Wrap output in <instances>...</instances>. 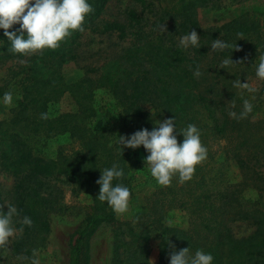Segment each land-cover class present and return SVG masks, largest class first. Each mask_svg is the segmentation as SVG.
<instances>
[{
  "label": "trees",
  "instance_id": "obj_1",
  "mask_svg": "<svg viewBox=\"0 0 264 264\" xmlns=\"http://www.w3.org/2000/svg\"><path fill=\"white\" fill-rule=\"evenodd\" d=\"M109 1L87 0L94 10L85 17V31H73L58 48L30 57L15 77L22 102L12 109L9 120L0 121V168L13 178L7 205L20 213L13 217V226L21 227L19 219L24 216L33 225L23 226V232L11 238L7 247H0V264L22 260L18 257L31 260L33 250L42 247L41 237L49 231L48 212L63 208L64 185L74 195L91 196L83 221L69 237L68 264H90V237L102 225L114 230L111 264H150L148 245L154 232L159 233L160 264H170L172 245L176 251L189 248L193 255L197 250L211 254L212 264H264V207L246 209L241 200L247 190L264 199V100L247 89L233 87L235 80L250 83L259 79L256 68L264 55V23L245 13L203 29L197 10L212 0H157V6L152 0H133L135 6L125 9L121 19L108 20L103 16ZM161 25L166 32L160 31ZM18 28L16 24L9 31ZM191 30L200 36L199 45L180 46V37ZM86 31L114 36L129 46L101 67L86 70L80 81L66 84L62 66L77 60V48ZM238 33H243V39ZM215 39L229 47L212 51ZM9 48L11 42L0 29V61L29 55L11 53ZM230 58L234 64L220 68ZM197 68L199 77L194 75ZM5 88L0 87V100ZM94 88L105 89L117 109L114 120L101 129L93 125L100 109L92 103ZM67 93L74 96L78 111L51 114L50 104ZM245 99L253 106L247 118L230 117L229 112L242 111ZM41 113H47L48 119H42ZM169 118L175 119L178 143L183 142L180 132L189 124L198 128L207 159L184 183L179 182L178 174L169 186L159 185L152 175L146 177L144 185L152 179L155 183L146 197L147 210L121 222L107 202L97 198L100 186L96 181L105 168L116 165L124 176L113 185L122 184L133 196L140 162L133 149L119 145V136H124L129 125L135 124L137 131H151L157 122ZM65 134L79 141L78 152L56 158L35 153L39 138ZM141 148L147 157L149 153ZM231 165L237 168V181L229 173ZM5 199L0 190V214L8 211ZM175 210L187 216L186 228L165 225ZM236 222L248 223L253 230L237 237L232 233Z\"/></svg>",
  "mask_w": 264,
  "mask_h": 264
},
{
  "label": "rangeland",
  "instance_id": "obj_2",
  "mask_svg": "<svg viewBox=\"0 0 264 264\" xmlns=\"http://www.w3.org/2000/svg\"><path fill=\"white\" fill-rule=\"evenodd\" d=\"M152 1L157 6V0ZM134 6L133 0H110L103 18L108 20L121 19L125 9ZM148 10L146 9V12ZM138 11H140V8ZM245 13L249 14L251 18L264 23V0H212L209 6L197 10V19L200 27L208 29L220 26ZM80 41L81 46L77 48V54L79 55L77 60L62 66L61 74L66 84L80 81L84 78L86 70L92 67H101L107 61L106 59L119 53L123 47L129 46L128 42H119L114 36H99L88 31L83 34ZM63 46L66 47L67 44L64 43ZM45 50L47 48L34 54H29L23 59L0 61V87H6V92L11 91L13 93L11 105L6 106L3 99L0 100V121L9 120L12 115V109L22 102L20 90H18V86L15 83L18 77L17 74L30 57ZM248 84L255 89L254 93H256V97L264 100V91L261 92L264 89V80L254 79ZM92 93V103L95 107L100 108L93 120V125L97 129H101L114 120L117 109L114 99L105 89L94 88ZM253 97L256 98L255 96ZM49 111L53 115L76 113L78 111V104L74 96L67 93L57 101H53L49 106ZM136 128L135 124L129 125L123 133L124 136L130 137L137 131ZM34 146L36 154L48 158H56L60 154H74L80 149L79 141L72 138L69 134L50 139L39 138ZM133 151L140 162V172L136 174V183L138 185L135 194L129 198L128 211L124 214L116 213L117 219L121 222L131 221L137 214L145 212L147 210L146 197L155 188L153 179L145 185L142 183V181L146 180V177L151 175V172L150 166L145 163L146 157L143 154L141 146L133 149ZM261 163L264 165V160ZM261 170L264 171V167ZM229 173L234 181L239 180L235 165L230 166ZM12 186L13 178L4 173L0 168V190L3 193V197H6V205L9 198L7 194L10 192ZM62 189H64L61 199L63 208L49 211L47 214L49 231L41 237L43 239L42 247L38 248V256L35 257L39 259L40 264H68L69 237L83 221L87 206L91 201V196L87 194L80 193L79 195H74L68 186L64 185ZM241 200L246 209L258 205L264 207V199H260L258 194L253 190L243 192ZM165 225L168 227L186 228L188 226V218L178 210L171 211L165 220ZM252 230L253 227L245 222H236L232 225V233L237 237H245ZM158 234V232H154L151 235L152 240L148 245L150 264H160L158 250L160 240ZM113 235L114 230L111 226L102 225L90 237V264H111L115 247ZM31 260H16L12 262L13 264H31Z\"/></svg>",
  "mask_w": 264,
  "mask_h": 264
},
{
  "label": "clouds",
  "instance_id": "obj_3",
  "mask_svg": "<svg viewBox=\"0 0 264 264\" xmlns=\"http://www.w3.org/2000/svg\"><path fill=\"white\" fill-rule=\"evenodd\" d=\"M94 9L87 0H0V29L4 30V36L11 42L9 52L18 54H34L43 49H56L60 42L69 37L73 31L84 32L82 26L87 14ZM19 24L15 31H9L14 25ZM161 32H166V26H160ZM243 39V33L237 34ZM200 36L195 30L180 37V46L188 48L199 45ZM229 44L221 39H215L211 50H224ZM238 50V49H237ZM234 64L232 59L222 61L220 68ZM194 75H201L199 69ZM256 76L264 80V55L259 57L256 68ZM233 87L247 89L254 92L248 83L240 80L233 81ZM254 99V97H253ZM3 102L6 106L13 102V93H4ZM235 107V104H232ZM252 104L245 99L242 111L237 114L229 112L233 119H245L252 111ZM42 119H48L47 113H41ZM175 119L169 118L154 126L151 131L142 129L136 131L130 137L119 136V145L122 148L136 149L143 146L149 153L145 163L150 166L153 178L161 186H169L175 175L178 174L179 182L184 183L192 179L198 164L207 159V148L202 145L200 132L195 125L189 124L180 132L184 139L178 143L174 131ZM124 176L123 169L113 165L101 172V177L96 181L99 187L97 198L101 202H107L109 207L117 214H124L129 209L130 190L122 184L113 185L114 180ZM7 213L0 214V247H7L10 239L23 232V226L32 227V220L24 216L19 219L21 227L13 226V217H19L17 208L7 205ZM170 253V264H212L213 256L202 250L191 254L189 248L175 250ZM37 250H33L31 264H40ZM17 259H27L18 257Z\"/></svg>",
  "mask_w": 264,
  "mask_h": 264
}]
</instances>
